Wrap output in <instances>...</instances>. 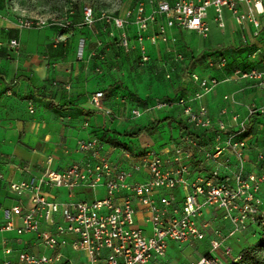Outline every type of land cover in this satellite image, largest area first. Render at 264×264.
Masks as SVG:
<instances>
[{
  "label": "built area",
  "instance_id": "2783aa9c",
  "mask_svg": "<svg viewBox=\"0 0 264 264\" xmlns=\"http://www.w3.org/2000/svg\"><path fill=\"white\" fill-rule=\"evenodd\" d=\"M208 8H213L214 21L220 28L226 26L224 10L227 9L238 25L253 26L254 37L262 32L264 0H134L124 16L102 14L101 19L118 31L117 45L128 51L137 49L140 63L147 66L151 62L148 43L175 44L177 40L169 34L175 27L208 37ZM82 15L86 24L97 20L91 6H83ZM159 17L163 18L160 22ZM17 24L22 29L55 26L68 30L74 26L68 19L27 16L18 17ZM151 24H157V30L147 34ZM130 26L136 28L133 37L128 32ZM9 45L13 50L19 43L13 39ZM170 51L173 52L171 62H163L161 67L164 77L172 80L178 63L185 62L186 56L174 47ZM83 54L84 40L79 45L78 59L82 60ZM218 65L225 67L227 59H220ZM186 80L197 86L192 96L160 99L152 108L164 110L181 106L185 123L194 130L210 132L211 141L207 143L188 135L183 143L172 142L168 158L160 149L136 153L122 147L116 159L103 153L104 143L100 138L78 141L80 158L64 171L47 170L39 177L8 185L9 191L20 198L30 193V204L5 210L1 230L35 236L53 253L23 251L16 261L5 260L2 264H74L64 254L68 248L81 254L87 264H151L154 260L171 264L166 258L170 242L193 244L207 239L209 253L187 264H223L214 252L220 250L231 257L229 238L252 225L264 233V148L255 150L248 133L250 120L264 116V103L250 105L243 119L233 116L234 124L221 118L214 120L207 106H195V103L210 94L221 81L197 70L189 72ZM228 80H249L264 91V70L255 66L235 69ZM104 95V92L96 93L92 98L94 105L110 118H122L103 107L101 97ZM29 108L33 113L31 102ZM144 112L146 110L133 108L130 113L137 119ZM227 113L225 108L221 110V115ZM1 128L0 120V132ZM252 150H255V169L247 171L246 156ZM197 158L206 168L195 172L192 161ZM139 175L143 179H138ZM44 186L71 192L78 188H103L106 195L94 200L55 201L43 193ZM137 203L143 206L141 211ZM208 209L220 212L221 218L232 224V229L225 233L214 226L212 220H204ZM14 217L21 220L20 225L15 224Z\"/></svg>",
  "mask_w": 264,
  "mask_h": 264
},
{
  "label": "crops",
  "instance_id": "0c3cea01",
  "mask_svg": "<svg viewBox=\"0 0 264 264\" xmlns=\"http://www.w3.org/2000/svg\"><path fill=\"white\" fill-rule=\"evenodd\" d=\"M241 7L243 10L246 9L244 5ZM208 9L209 35L212 30L225 29L226 26L220 28L214 21L213 8H210L213 15L209 13ZM127 10L118 16H124ZM18 17L20 16L8 8L0 9V120L2 121L0 172L3 175V179L0 180V264L5 260L16 261L18 255L23 251L35 254L53 253L43 247L35 236H20L15 231L1 230L5 210H10L19 204L24 207H28L30 204V193L21 198L18 197L9 191L10 182L30 180L33 177L41 176L47 170L64 171L80 158L77 151V143L80 140L100 138L104 143L103 153L113 159L118 157L122 147H128L138 153L154 148L157 144H159L164 157L168 158L170 157L168 150L172 147V142L185 141L186 137L190 135V130H193L192 126L185 123L183 108L175 105L169 109L157 110V112L161 111L165 115L174 116L176 122L186 128L179 131L178 134H167L163 138L155 137L154 139L146 138L142 133L131 136L125 134L127 129L144 119L147 114L144 112L142 117L133 119L131 110L133 108L147 109L138 105H129L126 100H120L119 97L116 98L114 105L110 106V94L114 86H110L112 85L111 80L106 76L105 67L109 62L108 52L111 48L121 50L115 40L118 31L113 26L108 24L107 29H102L105 39L104 37L99 39L97 45L93 46L88 40L79 36L80 29L71 28L62 31L55 26L43 29H22L17 24ZM224 18L226 25L236 27L240 33L242 44L249 49L247 53L243 54L244 60L239 68L255 66L264 70V18H261L262 32L258 37L253 36L254 28L251 24L238 25L227 9L224 10ZM211 19L217 24L215 28L211 25ZM162 20V17L158 18L159 22ZM156 30L157 24H151L146 33L152 34ZM128 32L133 37L136 28L130 26ZM169 34L177 40L175 44L152 45L148 43L151 62L145 69L151 71L153 75L158 73L164 76L161 64L171 62L173 52L170 51V48L174 47L177 51L183 52L186 60L178 63L172 79L180 78L179 84L176 86L177 92L160 99L189 98L197 90V86L188 82L186 76L193 70H199L193 67V63L203 49V46L199 45L198 48H195L193 44H202L205 38L196 32L176 27L169 30ZM13 39L18 41L19 46L12 50L9 43ZM82 40H84V54L83 59L80 60L77 54ZM131 52H134L140 61L139 51L132 49ZM222 58L227 59L228 65L227 56ZM219 60L214 61L213 66L209 64L208 70L202 71V74L216 77L221 82L210 94L197 101L195 106L204 104L208 107L214 120L221 118L234 124L233 116L237 115L243 119L246 117L250 105L264 103V91L255 87L249 80L226 81V78L235 69H231L227 65L220 67ZM111 61L116 62L115 59H111ZM98 92L105 93L101 97L103 107L111 109L114 114L121 115L122 118H110L101 108L94 105L92 98ZM160 99L149 101V107H153ZM30 102L33 104V113L30 112ZM224 108L228 113L221 115V110ZM255 118L251 125L256 122ZM194 131L197 133L195 138L207 143L211 141L212 134L210 132ZM258 133L251 136L255 150ZM255 150L247 153V171L255 169ZM49 158L51 162H48ZM192 166L195 172L206 168L199 158L192 161ZM137 178L143 179V176L139 175ZM43 193L55 201L94 200L104 198L106 195L103 188L97 190L78 188L71 192L67 189L49 186L43 187ZM262 194L264 195V188ZM136 206L140 211L143 208L139 203ZM13 219L17 226L21 224L19 218L14 217ZM204 220H212L213 225L225 233L232 229V224L223 220L220 212L212 209L206 210ZM245 233L257 237L260 234V228L252 225ZM240 234L242 233L233 237ZM203 242L208 245V254L210 250L208 239L193 244L170 242L166 258L171 264H187L199 259L201 257L192 256L188 262L179 261L176 260L174 252L183 251L187 247H191L193 253L194 249L201 251ZM172 246L175 247L172 248ZM64 254L74 264H87L81 254H77L69 248L64 250ZM151 264H161V260H154ZM223 264L225 263L223 262Z\"/></svg>",
  "mask_w": 264,
  "mask_h": 264
},
{
  "label": "rangeland",
  "instance_id": "374dc122",
  "mask_svg": "<svg viewBox=\"0 0 264 264\" xmlns=\"http://www.w3.org/2000/svg\"><path fill=\"white\" fill-rule=\"evenodd\" d=\"M133 4V0H0V9L8 8L17 16L68 19L75 25L72 29H80L79 36L82 39H86L96 46L98 40L105 36L104 31L101 30L107 29L109 26L101 19L102 14L118 16ZM85 5L91 6L96 14L97 20L92 24H86L82 15V8ZM208 10L213 15L212 9ZM210 22L213 28L217 26L212 19ZM57 29L65 30L59 27ZM199 45L203 46V49L193 63V67L199 69L197 71L200 73L208 70L209 61L214 62L224 56H227L229 60L227 66L237 69L243 63V54L249 51L248 47L242 44L240 33L234 25H226L225 29L218 31L212 30V33L204 39L202 44H193L195 48H198ZM108 56L109 62L105 67V72L108 79L111 80L112 85L110 86H114L110 94V106H113L116 98L119 97L120 100H126L129 105H138L147 109L146 117L127 129L125 134L131 136L142 133L144 137L154 139L155 137L163 138L167 134L176 135L182 131L181 125L176 122L174 116L165 115L163 112H157L156 109L149 107V101L176 93V86L179 84L180 78L169 80L158 73L153 75L151 71L145 69L146 66L140 63L137 55L131 50L111 48ZM111 59H115L116 62ZM164 119L167 120L163 121ZM255 121L249 128V134L252 136L259 132L255 146L256 149H260L264 147V116L256 117ZM194 132L197 134L196 131ZM181 141V143L184 142ZM154 148L160 149L159 144ZM227 244L233 250L231 257L223 255L220 250L214 252L225 264L232 262L235 264H264V239L261 234L254 237L244 232L229 238ZM174 247L172 246V248ZM194 251L193 253V249L187 247V249L176 251L174 254L176 260L188 262L192 256L207 255V243H201V251L196 249Z\"/></svg>",
  "mask_w": 264,
  "mask_h": 264
},
{
  "label": "trees",
  "instance_id": "16d2710c",
  "mask_svg": "<svg viewBox=\"0 0 264 264\" xmlns=\"http://www.w3.org/2000/svg\"><path fill=\"white\" fill-rule=\"evenodd\" d=\"M257 117V116H256ZM255 118V117H254ZM167 119H164L163 121H166ZM253 120V119H252ZM252 120H250L249 124H248V133H249V128H250V125L252 123ZM182 129H186L184 126H182ZM188 129V128H187ZM189 134L192 136V137H196V134L194 132V129L190 130ZM261 234V237H263L264 239V233H260ZM231 264H235V262H232Z\"/></svg>",
  "mask_w": 264,
  "mask_h": 264
}]
</instances>
